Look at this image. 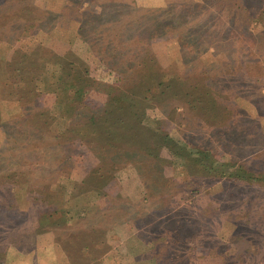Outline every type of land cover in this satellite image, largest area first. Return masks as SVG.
<instances>
[{"label": "rangeland", "instance_id": "374dc122", "mask_svg": "<svg viewBox=\"0 0 264 264\" xmlns=\"http://www.w3.org/2000/svg\"><path fill=\"white\" fill-rule=\"evenodd\" d=\"M0 264H264V0H0Z\"/></svg>", "mask_w": 264, "mask_h": 264}, {"label": "trees", "instance_id": "16d2710c", "mask_svg": "<svg viewBox=\"0 0 264 264\" xmlns=\"http://www.w3.org/2000/svg\"><path fill=\"white\" fill-rule=\"evenodd\" d=\"M140 34H141L140 32L137 34L138 40L135 43L133 42L132 44L128 45V42H126L124 40V38L128 39L127 38V30H124V32H122V33H116V36L119 37L118 41L111 44L108 47V50L107 49L104 50V48H103V53L101 55L104 56V54H105L106 58L110 59L111 61L113 60L112 62L119 61L121 59H126L127 63H131V64H137L138 63L139 67L143 66L144 68H147V70L149 72L148 74L152 76L151 80H153L155 78V75H156L155 72L157 71V69H159L158 64L156 63L157 60H156L155 56L153 55V52L151 50V46L148 43V39L142 35L140 36ZM151 37H154V36H151ZM92 46L93 45H91V47ZM189 46H194V45L189 44ZM136 60L138 62H135ZM80 63H83V62L80 61ZM123 65H124V63H123ZM123 68H125L127 70L129 69L127 66H123ZM74 69H75V73H76L77 68H74ZM87 73H88V70H87ZM87 73L86 72L84 73V77L87 75V84L83 81L81 84V87L77 88V91H76L75 99L79 102L83 100V98H81V97L86 95L87 89L90 86ZM153 84H151V85H153ZM151 85L149 87L147 86V88H151ZM139 86L141 88L145 87L144 85H140V84H139ZM86 87H87V89H86ZM120 96L119 97H116V96L111 97L110 98L111 101H112V99H114V105L112 106L113 108H109V109L106 108L101 113V115L104 116L105 119H107L111 122V123H109L108 126H104V129H105L104 131L107 132V139L112 138V136L117 133V130L110 128V127L117 120V115H116L117 112L123 111V108H124L123 105L118 104V103H121L119 100L122 99V97H120ZM110 100L107 99V102H106L107 105L110 104V102H111ZM160 100H161V98H159V97L156 98V101L160 102ZM194 100L200 102V100H197V99H194ZM210 102L212 103L213 100L211 99ZM130 106L134 109V111H132L130 113V117L132 119L134 118L135 123H138V122L140 123L142 121L143 117L145 116L144 109L141 106H139V107L132 106V105H130ZM88 120L90 121L91 118H89ZM83 181H85V180H83ZM99 181L101 182V180H99Z\"/></svg>", "mask_w": 264, "mask_h": 264}]
</instances>
